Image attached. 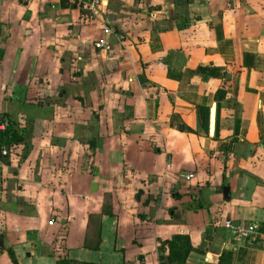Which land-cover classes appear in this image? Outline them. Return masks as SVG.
Instances as JSON below:
<instances>
[{"label": "crops", "instance_id": "0c3cea01", "mask_svg": "<svg viewBox=\"0 0 264 264\" xmlns=\"http://www.w3.org/2000/svg\"><path fill=\"white\" fill-rule=\"evenodd\" d=\"M0 117V264H264V0H0Z\"/></svg>", "mask_w": 264, "mask_h": 264}, {"label": "trees", "instance_id": "16d2710c", "mask_svg": "<svg viewBox=\"0 0 264 264\" xmlns=\"http://www.w3.org/2000/svg\"><path fill=\"white\" fill-rule=\"evenodd\" d=\"M6 122L3 117H0V124ZM21 132L16 130L12 123L7 122L6 126L3 129H0V151L3 147L9 148L12 145L23 140ZM169 248V254L167 256L166 263L168 264H180L184 262L187 254L190 251L191 244L189 239L185 235H174L171 240L165 243ZM58 264H73L66 257L61 258L57 262ZM231 263V253L228 251L222 252L219 256V260L216 264H230ZM80 264H95L91 262H81Z\"/></svg>", "mask_w": 264, "mask_h": 264}, {"label": "built area", "instance_id": "2783aa9c", "mask_svg": "<svg viewBox=\"0 0 264 264\" xmlns=\"http://www.w3.org/2000/svg\"><path fill=\"white\" fill-rule=\"evenodd\" d=\"M82 2H84L88 6V8L94 10L101 4L102 0H82ZM104 32L105 34H109L110 29L106 27ZM95 46L97 48H101L102 46H104V42L99 41L95 44ZM6 154L7 151L5 149L2 150V155H6ZM190 177H192L191 174L187 175L186 179H189ZM48 223L52 224L51 221H49ZM224 226L230 231L232 236L242 237V238L255 233L258 229V226L256 224H234L231 220H225Z\"/></svg>", "mask_w": 264, "mask_h": 264}, {"label": "water", "instance_id": "95a60500", "mask_svg": "<svg viewBox=\"0 0 264 264\" xmlns=\"http://www.w3.org/2000/svg\"><path fill=\"white\" fill-rule=\"evenodd\" d=\"M214 116H215V105L213 104L210 109V130H212L214 126ZM224 195L226 198L229 197V189L227 187L224 188Z\"/></svg>", "mask_w": 264, "mask_h": 264}]
</instances>
